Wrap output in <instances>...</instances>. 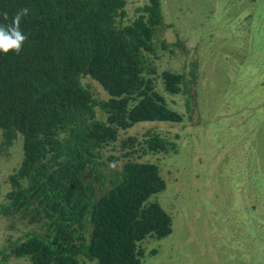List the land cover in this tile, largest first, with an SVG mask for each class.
<instances>
[{"label":"trees","instance_id":"trees-1","mask_svg":"<svg viewBox=\"0 0 264 264\" xmlns=\"http://www.w3.org/2000/svg\"><path fill=\"white\" fill-rule=\"evenodd\" d=\"M127 3L0 0V23L29 10L20 54L0 52L2 145L21 137L24 149L0 215L32 226L9 240L0 264L9 256L33 264H142L141 243L173 232L172 216L153 199L167 182L156 163L137 157L167 151L170 142L151 129L130 135L120 142L125 162L116 167L103 151L136 123L182 121L158 81L190 109L197 67L160 72L155 38L164 24L162 0H148L123 23ZM87 76L108 98L96 96L83 82Z\"/></svg>","mask_w":264,"mask_h":264},{"label":"rangeland","instance_id":"rangeland-1","mask_svg":"<svg viewBox=\"0 0 264 264\" xmlns=\"http://www.w3.org/2000/svg\"><path fill=\"white\" fill-rule=\"evenodd\" d=\"M147 1L128 0L123 23ZM162 5L155 62L160 72L187 73L196 66L194 101L189 109L185 97L166 92L159 78V90L183 114L182 121L136 123L103 151L110 167L122 166L124 138L151 129L170 142L167 151L137 154L159 166L167 187L153 199L173 218L172 234L141 243L142 264H264V0H162ZM83 82L108 98L95 79ZM23 153L21 137L3 146L0 132V203ZM31 227L0 215V252ZM8 264L33 263L9 256Z\"/></svg>","mask_w":264,"mask_h":264},{"label":"clouds","instance_id":"clouds-1","mask_svg":"<svg viewBox=\"0 0 264 264\" xmlns=\"http://www.w3.org/2000/svg\"><path fill=\"white\" fill-rule=\"evenodd\" d=\"M27 8L21 9L11 19V23H0V52L9 53L14 52L19 55L23 49V45L28 39V36L21 29V21L23 17L28 15ZM3 19L8 20V13H3ZM116 167L115 163L111 165Z\"/></svg>","mask_w":264,"mask_h":264},{"label":"flooded vegetation","instance_id":"flooded-vegetation-1","mask_svg":"<svg viewBox=\"0 0 264 264\" xmlns=\"http://www.w3.org/2000/svg\"><path fill=\"white\" fill-rule=\"evenodd\" d=\"M253 208H254V209H257V208H258V205H254ZM225 233H226V232H225ZM225 233H224L223 235H225ZM219 242H220V241H219ZM215 245H216V242H215ZM235 246L237 247L236 249H237V251L239 252V256H241V254H240V253H242L241 250L239 249V247L237 246V244H235ZM257 252H258V250H256V255H257Z\"/></svg>","mask_w":264,"mask_h":264}]
</instances>
